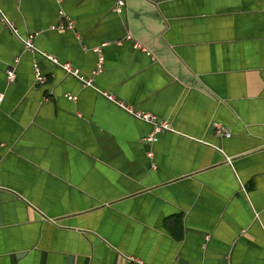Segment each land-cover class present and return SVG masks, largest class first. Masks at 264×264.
Instances as JSON below:
<instances>
[{"label":"crops","instance_id":"obj_1","mask_svg":"<svg viewBox=\"0 0 264 264\" xmlns=\"http://www.w3.org/2000/svg\"><path fill=\"white\" fill-rule=\"evenodd\" d=\"M115 1L0 7L21 35L39 32L37 48L175 131L144 141L149 123L0 19V264H264V0H127L122 15ZM62 9L76 30L51 29ZM128 33L152 55L119 43Z\"/></svg>","mask_w":264,"mask_h":264},{"label":"built area","instance_id":"obj_2","mask_svg":"<svg viewBox=\"0 0 264 264\" xmlns=\"http://www.w3.org/2000/svg\"><path fill=\"white\" fill-rule=\"evenodd\" d=\"M58 1L62 2V0H58ZM115 3L116 4L114 6V11L119 15L124 14L126 12L127 4H128L127 0H116ZM59 14H60L61 18L63 19V22L51 26V29H54V30L55 29L76 30V27H77L76 22L74 19H72V17L70 15H68L63 9L59 11ZM0 19L11 30V32H13V34L16 35L22 41L25 49H28L30 51H33L35 53L40 54L41 56L45 57L46 59H48L53 64L62 68L63 71L67 75H69V76L72 75V76H75L76 78H78L81 81L82 86L84 88L90 87V88L98 91L99 93H102L104 96H106L114 104L115 103L118 104L127 113L138 118L139 120H142V121L149 123L152 126V132L150 134H148L147 136H145L144 141L154 143L158 140V136L160 133L175 131V129L172 127V124L170 123L169 120L158 117L157 115H155L151 112H148V111L138 110L133 105L128 104V103L118 99L113 94H110L104 90L98 89L94 83V78L83 76L81 74L80 69L78 67H76L74 64L69 63V62H63L57 56L37 48L35 45V38L39 35V32L29 33L27 36L21 35L16 24L8 18V16L6 15V13L2 9V7H0ZM124 40H131L136 48L141 49V50L143 49L148 55H152L151 52L145 46L141 45L136 40H134L132 34L128 33L126 38L123 40H120L119 43L123 42ZM105 45H106V43H103V44L99 45V47L95 48V51L98 54V60H97L98 63H97V67L94 71V75H99L103 71L104 63H105L103 48ZM152 59L156 60L154 56H152ZM34 75L36 77V81L38 84L45 83L48 79V77H46V75L41 70L40 64L37 63L36 61L34 62ZM7 78H8L9 83H14V81L17 79L15 67H13V68L11 67L8 69ZM67 97L70 100H77L78 99V96L73 95V94L72 95L68 94ZM214 129H216V132H218L222 136H225L226 138H230L232 135V131L218 121H216V123H214ZM149 155L152 157L153 153H150ZM232 161H233V159L228 158L229 164H232ZM243 189L245 190V188H243ZM256 219L260 220V214L256 213ZM129 260L137 261L141 264H144L143 261H141L139 258H136V257H129Z\"/></svg>","mask_w":264,"mask_h":264}]
</instances>
